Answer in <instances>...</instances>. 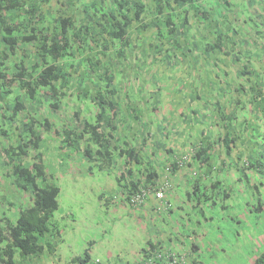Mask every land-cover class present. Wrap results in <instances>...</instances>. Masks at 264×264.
<instances>
[{"label": "trees", "instance_id": "obj_1", "mask_svg": "<svg viewBox=\"0 0 264 264\" xmlns=\"http://www.w3.org/2000/svg\"><path fill=\"white\" fill-rule=\"evenodd\" d=\"M263 51L264 0H0V177L11 184L8 205L13 207L16 199L23 205L14 221L0 224V264H20L17 258L38 254L44 248L41 238L54 230L51 219L60 188L49 181L39 150L49 137L59 138L61 147L78 151L85 160L112 164L113 153L124 158L116 175L120 196L136 208L133 197L140 194L145 205L151 203L149 194L161 190L166 166L173 174L194 167L200 182L210 177L204 184L193 183L177 208L178 203L154 206L158 214L171 216L166 227L187 240L181 253L164 249L168 261L195 263L196 241L213 230L210 221L218 216L217 193L231 194L229 185L221 188L224 182L240 180L234 175L242 168H260L257 155L241 167L237 155L232 168L225 158L236 155L235 143L264 114ZM168 59L179 63L181 72L194 64L193 80L205 87H191L194 117L184 140V134L169 131L170 118L161 120L163 134L151 132L153 125L157 129L151 117L158 121L160 104L155 100L144 107L135 90L142 81L152 87L150 81ZM59 112L66 116L61 123L54 119ZM199 117L210 124L196 133ZM183 143L187 148L177 159L159 160ZM201 221L209 229H202ZM161 232L169 231L159 227L147 243L156 251L157 264H162ZM73 260L90 264L92 258L85 251ZM250 264H264V247Z\"/></svg>", "mask_w": 264, "mask_h": 264}, {"label": "rangeland", "instance_id": "obj_2", "mask_svg": "<svg viewBox=\"0 0 264 264\" xmlns=\"http://www.w3.org/2000/svg\"><path fill=\"white\" fill-rule=\"evenodd\" d=\"M256 24L259 25L258 22ZM197 57L199 59L200 56ZM165 62L156 79L150 81L152 87L145 86L142 81V84L138 83L135 86V90L138 97L143 98L144 107H149L148 103L155 100L160 104L158 121L151 117L157 129L155 131L153 125L151 132L157 135L163 134L165 130L160 129L161 120L170 118L171 121L167 126L170 127L169 131L178 136L184 134L182 138L184 140L192 126L191 118L194 117L191 107L195 102L191 97V87L195 85L200 90H204L205 87L200 83L196 84L193 80V74L190 72L194 64L184 66L181 72L178 68L179 63L173 64V59ZM197 67L203 68V66ZM128 85L127 83L126 86ZM148 96H151L149 100H147ZM181 112L184 114H180ZM149 115L147 111V114L143 116L147 123L150 122ZM198 116L204 117L203 111H200ZM65 117L63 112L62 114L59 112L54 119L61 123L63 119H66ZM200 117L198 126L192 130L196 133L209 128V119ZM255 122L258 125L253 128L254 130L246 132V136L251 140V143L246 144V148L248 151L254 150V154L241 155L240 167L247 159L254 160L257 155L260 168L257 171L250 169L249 172L242 168L236 175L240 177V180L224 182L225 186L221 188L229 185L231 194L229 197H224L222 192L217 193L215 202L218 216L212 221L209 220L213 224V230L208 235L197 239L196 242L200 248L198 255L194 257L195 263L192 264H250L264 247V114ZM147 128H150V124ZM168 138L169 141H173L170 136ZM48 139L44 140L39 150L42 152V161L50 177L49 181L60 188L58 208L53 214L51 224L55 231L59 230L58 235L65 241L62 244L56 232L50 230L51 236L46 238L47 244L44 251L48 252L50 250L48 247H59L67 257H70L82 254L83 249L89 247L90 255L96 257L104 256L102 248L106 246L112 248L117 243L126 247L129 244L135 246L142 236L137 231L138 224H135V217L121 211L124 209L122 205L126 207L128 205L125 198L120 196L121 186L116 178L118 171L123 170L125 159L113 153L112 164L99 160H85L78 151L61 147L59 138L49 137ZM1 140L0 138V145L4 143ZM254 140L256 143L252 150ZM158 145L161 143L159 142ZM231 173L232 170L228 172V174ZM10 187L9 179L0 177V224H4L6 220L14 221L17 218L18 209L23 206L19 202L20 199H16L17 202L13 207L8 205L12 200V194L7 193ZM14 198H16L15 194ZM116 208L119 210H115ZM148 210L150 213L146 217L155 218L153 214H156V210ZM63 214H67L66 217ZM195 215L198 214L195 213ZM147 226L145 238L157 236L159 226L154 228L151 224ZM201 226L202 229L210 227L202 221ZM165 229L171 231L168 227ZM111 250L119 252L117 248ZM117 261L116 264H137L125 253L121 255V260Z\"/></svg>", "mask_w": 264, "mask_h": 264}, {"label": "crops", "instance_id": "obj_3", "mask_svg": "<svg viewBox=\"0 0 264 264\" xmlns=\"http://www.w3.org/2000/svg\"><path fill=\"white\" fill-rule=\"evenodd\" d=\"M240 115H241L240 119H244L243 114H240ZM247 138L248 137L246 136V132H245V133H243V138L241 137L235 143L237 147H233L234 148L233 151L236 153V155L230 154L232 156L230 158H226L227 162H225V164L227 166H229V168H232V164L234 163L235 157L237 155H239V157H241V155L247 154L248 150L246 148V144L251 143V140L249 138L248 139ZM209 178L210 177H204L201 182H199V181H195V182H198L199 184H204V183L208 182ZM179 179H180V177L175 178V183L178 181L177 184H175L173 189H171L169 192H167V193H169V195H172V199L170 200L169 204L178 203L177 206H175L176 208L180 205V203H182L184 201V200H182V198L185 197L186 190L191 189L192 184L195 183L192 178H190L188 181L187 180L180 181ZM122 207H124V209H122L121 211L126 212L130 216L135 217V219H136L135 224L139 225V226L137 225V231H139L141 233L142 239H140V241L138 243H136L135 246H133L132 244H129L126 247V246H123L122 244L117 243L116 245H113L112 248L109 246L103 247L102 249L104 252L102 251V253L104 254V256L92 257L90 255V252H89V247L88 248L85 247L83 249V253L80 255H83L84 252L87 251L89 253V255L91 256V258H95L93 260L98 259L99 262H101V264H116L118 262L117 260H121V255L124 253L127 254L128 257L131 258L132 260H134V262L137 264H144L145 262L149 261V259L153 255V253L156 251L152 250L150 245L147 244L148 241H151V238H152V236L145 238V234L147 233V227H148L147 225H150V224L152 225L153 222L160 220V221H158V226L161 228H166L167 221L172 220L170 218L171 216L164 214V213L158 214V212H156V214H153V215H155V218H147L146 216L150 213V210H148V209L152 210L151 203H149V204L145 203V205H143V206H138L139 208L133 207L131 205H130L131 208L129 206L126 207L125 205H122ZM115 210H119V209L116 208ZM115 210H113V211H115ZM152 213H153V211L151 212V214ZM162 214H164V215L161 216ZM179 214H181V213L179 212ZM66 215L67 214H65V215L63 214V216H65V217H66ZM57 233L59 234V232H57ZM49 236H51L50 233L46 234L45 237L41 238L40 242L44 245V248L42 249L41 252H39L36 255L26 257L24 259L17 258L19 263L20 264H74L71 262V260H73V258L78 256V255L67 257L65 255V253H63V251H61L59 249V247H57V248L53 247L48 252L44 251L45 245L47 244L46 238H48ZM61 240H62V244H63L65 239L61 238V236H59V241H61ZM157 240L161 241V244L159 246V250H161L163 255L165 253L164 252L165 248H167L165 250H171V251L174 249L173 252L175 254L181 253L185 247V244L183 241H187V240H185V238L181 237L177 231H169L167 234L161 232L160 236L157 238ZM115 248H117L119 252H113L111 250V249H115ZM124 249H125V251H123ZM190 254H191V252L188 253V255H190ZM165 257H166V254H165ZM110 261H113V262H110ZM73 262H75V261L73 260ZM161 262L163 264L166 261L161 260ZM155 264H157V263H155Z\"/></svg>", "mask_w": 264, "mask_h": 264}, {"label": "clouds", "instance_id": "obj_4", "mask_svg": "<svg viewBox=\"0 0 264 264\" xmlns=\"http://www.w3.org/2000/svg\"><path fill=\"white\" fill-rule=\"evenodd\" d=\"M167 147H169V146H167ZM167 147H166V149H167ZM182 148H184V149H186L187 148V144H185V145H183V144H178L176 147H174V148H172V153H167V152H163L161 155H162V157L161 158H159V160L160 161H162V160H164L165 159V157H168V156H174L176 159H177V156L178 155H180V153L181 152H183V149ZM232 155H230V156H228V158H230ZM183 158H184V160H187V158H188V155H183ZM222 159H224V157L222 158ZM225 162H227V159L225 158ZM218 163H220V161L218 162ZM162 163L160 162L158 165H161ZM182 164H183V162L182 161H180V167L182 166ZM190 170V172L189 173H187V171L186 170H184V168H179L178 170H177V172H175L174 174L173 173H171V170H170V168H169V166L167 167H164L163 169H162V172H163V175H162V178H161V182H159V184H161L162 186H161V190L163 191V196L161 197V198H157L156 197V195H155V193L157 192V191H155L154 193H152V194H149L150 196H151V206H152V210H154V206H156V205H160V208H162V207H164V206H166V205H168L169 203H168V200L166 199V197H165V190L166 189H168L169 191L171 190V189H173V187L175 186V184H177V182L175 183V178L176 177H180V181H182V180H186V179H190V178H192L193 179V181L195 182V181H197L196 179H195V177L198 175V174H200V172H198L197 173V170L196 169H194V167H192V168H190L189 169ZM257 171V170H256ZM248 172H249V170H248ZM236 173H237V171H235V175H234V178L236 177ZM201 180H202V178H201ZM200 182V181H199ZM149 196V197H150ZM143 202H144V200H142L141 202H138L136 205H138V206H143L142 204H143ZM130 204H131V202H130ZM147 204V203H146ZM170 205V204H169ZM129 207H130V205H129ZM131 208V207H130ZM179 211H181V210H179ZM160 253H161V255H160V258H162V260L163 261H166L165 263H163V264H174L176 261L175 260H171V261H168V259H170L169 257H168V255L166 254V257H165V254L163 255L162 254V252H161V250H160ZM155 255H152V257L149 259V261L147 262L148 264H155L153 261H154V259H155V257H154ZM159 256V254H157V257ZM164 258H165V260H164ZM194 258V257H193ZM93 259H95V258H92V260H91V262H90V264H101V262H99V260L98 259H96V260H93ZM185 261H186V259H185ZM160 262H161V260H160Z\"/></svg>", "mask_w": 264, "mask_h": 264}, {"label": "built area", "instance_id": "obj_5", "mask_svg": "<svg viewBox=\"0 0 264 264\" xmlns=\"http://www.w3.org/2000/svg\"><path fill=\"white\" fill-rule=\"evenodd\" d=\"M155 195H156L157 198H161L163 196V191L162 190H158L155 193ZM141 201H142V198H141L140 194H138L135 197H133V202H141Z\"/></svg>", "mask_w": 264, "mask_h": 264}]
</instances>
